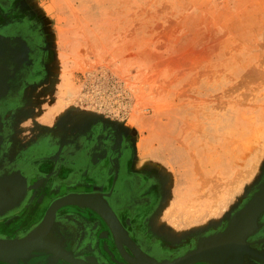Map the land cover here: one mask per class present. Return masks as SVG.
I'll return each instance as SVG.
<instances>
[{
  "label": "rangeland",
  "instance_id": "rangeland-1",
  "mask_svg": "<svg viewBox=\"0 0 264 264\" xmlns=\"http://www.w3.org/2000/svg\"><path fill=\"white\" fill-rule=\"evenodd\" d=\"M4 41L0 158L125 161L150 254L192 255L264 195V0H0ZM245 243L264 252V211Z\"/></svg>",
  "mask_w": 264,
  "mask_h": 264
},
{
  "label": "crops",
  "instance_id": "crops-1",
  "mask_svg": "<svg viewBox=\"0 0 264 264\" xmlns=\"http://www.w3.org/2000/svg\"><path fill=\"white\" fill-rule=\"evenodd\" d=\"M38 150L18 158L12 169L0 176V264H19L25 257L30 261L40 247L62 240L79 259L93 257L98 264H132L118 249L119 245L126 247L120 240L123 235H128L126 242L140 253L132 254L127 249L128 258L140 264H158V257L140 250L128 230L132 221H138L132 194L113 195L105 190V185H111L104 174L107 167L101 182L89 173L87 164L80 166L78 161L57 159L50 153L38 156ZM68 197L70 203L58 208V202ZM79 199L117 218L122 228L120 238H115L101 212L79 204ZM44 227L47 232H43Z\"/></svg>",
  "mask_w": 264,
  "mask_h": 264
},
{
  "label": "flooded vegetation",
  "instance_id": "flooded-vegetation-1",
  "mask_svg": "<svg viewBox=\"0 0 264 264\" xmlns=\"http://www.w3.org/2000/svg\"><path fill=\"white\" fill-rule=\"evenodd\" d=\"M16 48L19 49V47H16ZM10 68H11V65H10ZM13 151L14 150L12 149L11 152L13 153ZM39 153H41V152H39ZM44 154L41 153L38 156H41V155H44ZM46 154H48V153L46 152ZM54 156H55V158H57L56 155H54ZM18 158H22V157H19V154H17L15 157H11V158H4V157L0 158V176L3 175L5 171L11 170L12 169V165L15 163L16 160H18ZM68 159L75 160L74 158H70V157ZM101 163H102V165H101L100 168L97 167L95 169L94 166H90L91 170L89 171V173L100 178V177H103L102 176V171L105 170V167H107V169L104 171V174L108 178V182L111 185H109L108 187L105 185V190L107 192L111 191V193L113 195H117V194L118 195L119 194H124V195L132 194V196L134 198V202L133 203L131 202V203H132L133 207L135 206V210H137V212H138L139 211L138 210L139 208L137 206V202L139 200L138 199V194H139V191L142 189L143 185L140 182H135L136 181L135 179H138L137 176L135 177V176H132L130 174L128 175L127 174V172H129V171H127L128 170V165H127V167H125L126 166L125 161L117 160L116 157L115 158L114 157L110 158V157L107 156V157H105L104 160L99 162L98 165H100ZM0 180H1V178H0ZM153 198H154L153 196L150 197L151 200H153ZM141 204L144 205L146 203L143 202ZM259 216L260 215L258 214V217L256 218V221L254 220L256 222V224H257ZM255 222L253 223L254 225H253V228H252L251 232H253L255 227H256ZM131 223L132 224L128 227V230H129V232H133L132 235L135 237L133 239L136 242V244H137V246L139 247L140 250H148V251L151 252V250H152V248H154V246L160 245V243L157 240H155V239L151 240V239H147V238L143 237L142 232L141 233L139 232V231H142V228H140L138 226V222L137 221H135V222L132 221ZM46 230H47L46 227H44L43 228V232L44 231L47 232ZM63 241L64 240L58 241V242H52V244H48L46 247L45 246L40 247L41 249L39 248V250L36 253H34V255H36L35 258H31V260L28 261V260H26L28 258L25 257L23 260H19V264H51V258L54 256L53 252H52L53 249H57L58 247L65 248V245L62 243ZM244 244H246L245 241H244ZM66 250H69V249L66 248ZM251 250L254 251L253 249H251ZM256 252H260V251L256 250ZM260 253L264 254V252H260ZM167 256L168 255H162V257H158L157 258L158 264H165V263L166 264H182L184 262L185 258H187L186 256L183 255L182 256L183 258L175 263V259L173 257L171 258V256H168V257ZM243 256H244L243 264H253L252 262H250L248 260V258L245 255H243ZM233 257L234 256L226 258L225 259L226 262L224 261V264H230L232 262L230 260V258L232 259ZM76 260L82 261L85 264H98L96 259L93 258V257L89 258V259H86V260L77 258ZM200 260L203 261V260H206V259H200Z\"/></svg>",
  "mask_w": 264,
  "mask_h": 264
},
{
  "label": "bare ground",
  "instance_id": "bare-ground-1",
  "mask_svg": "<svg viewBox=\"0 0 264 264\" xmlns=\"http://www.w3.org/2000/svg\"><path fill=\"white\" fill-rule=\"evenodd\" d=\"M20 42V41H19ZM25 43V42H24ZM6 42H0V85L2 84V81H4V79H2L5 75L7 76V71L10 68V60L9 58L11 57H15V56H20L21 55V51L17 48L11 49V47L9 46L8 48H6ZM29 53V52H28ZM27 57V56H26ZM29 58V56H28ZM27 58V60H28ZM25 59V58H23ZM17 60V59H16ZM23 61V60H22ZM24 66V65H23ZM27 66V65H26ZM15 67V66H14ZM22 69V68H21ZM14 72V71H13ZM16 74V73H15ZM7 78V77H6ZM2 88V87H1ZM2 90V89H0ZM7 95V94H6ZM6 97V96H5ZM2 99H4L2 97ZM1 100V98H0ZM1 124V123H0ZM2 127V126H1ZM164 134V133H163ZM169 134V133H168ZM1 135V134H0ZM3 139V138H2ZM228 151H225V154L227 155ZM211 158V157H210ZM210 160V159H209ZM208 160V161H209ZM211 161V160H210ZM214 162V161H213ZM188 166V165H187ZM189 168V167H188ZM191 173L192 170L188 169L185 172V179L188 180L191 177ZM15 179V178H14ZM16 186V185H15ZM12 187V186H11ZM28 188V187H26ZM189 192V191H188ZM1 195V194H0ZM4 196V195H2ZM10 196V195H9ZM184 196V195H183ZM6 197V196H5ZM11 198V197H10ZM263 198V199H262ZM262 198H260L259 200L257 199L256 202H254V204L252 205V207L246 211L245 213H243L242 215H240V217L237 218V220H235V222L233 223V225L231 226V229L229 231H225L226 233H223V237L221 240H219V244L216 246V251H214L213 253L215 255H217V257H219V259H226L228 257L233 256V253L238 252V254L236 256H234L232 259L230 258V260L232 261L230 264H243V258L244 256L242 255L243 252H248L251 253L252 250L250 249L249 246L244 244L243 240V235L244 233L251 228V226L253 225V220L255 218V215L258 213L259 209H261V204H264V195L262 196ZM3 199V198H2ZM20 200V199H19ZM23 200V199H22ZM4 201V199H3ZM7 202V201H6ZM258 202V203H257ZM3 203V202H1ZM18 203V201H17ZM257 203V204H256ZM4 204V203H3ZM6 205V204H5ZM101 208V207H100ZM102 213L104 214V216L107 218V220L111 223V225L114 227V229L116 230V232L118 234L121 233V226L118 223V221L115 219V217L109 213L106 209H101ZM47 223V222H46ZM49 223V222H48ZM46 225V224H45ZM49 225V224H47ZM223 231V230H222ZM45 234V233H44ZM43 234V235H44ZM217 234V233H216ZM215 235V234H214ZM30 237V236H29ZM28 237V238H29ZM27 239V238H26ZM31 239V237H30ZM29 239V240H30ZM41 239V238H40ZM16 242V241H15ZM209 242V241H207ZM206 242V243H207ZM242 244H241V243ZM205 243V244H206ZM1 244V243H0ZM204 244V245H205ZM21 245V244H20ZM19 245V247H20ZM43 245V244H42ZM2 246V245H1ZM0 246V247H1ZM4 246V245H3ZM25 246V245H24ZM134 246V245H133ZM194 246V245H193ZM192 246V247H193ZM21 248V247H20ZM25 248V247H24ZM58 253L63 252L64 250L63 248L58 247ZM215 248H212V250H214ZM19 251V248L17 249ZM27 250V249H26ZM32 250V249H31ZM199 251H202L201 248L197 249L194 254L189 255L187 258H185L184 262L182 264H192V262L196 259H198L200 256H204L202 255V253H199ZM18 253V252H17ZM16 253V254H17ZM222 253V254H221ZM52 254V253H51ZM140 254V253H138ZM49 255V254H48ZM149 255V254H148ZM172 255V254H171ZM15 256V255H14ZM53 256V255H52ZM17 257V256H16ZM67 257H69V255L67 254ZM142 257V256H141ZM162 257V256H161ZM168 257V256H167ZM50 258V257H49ZM172 258V257H171ZM210 258V257H208ZM147 259V258H144ZM162 259V258H161ZM140 260V257H139ZM154 260V259H153ZM160 260V259H159ZM165 261V260H164ZM149 262V261H148ZM169 262V261H168ZM226 262V261H225ZM142 263V261H141ZM143 264V263H142ZM152 264V263H151ZM166 264V263H165Z\"/></svg>",
  "mask_w": 264,
  "mask_h": 264
},
{
  "label": "water",
  "instance_id": "water-1",
  "mask_svg": "<svg viewBox=\"0 0 264 264\" xmlns=\"http://www.w3.org/2000/svg\"><path fill=\"white\" fill-rule=\"evenodd\" d=\"M260 198H262V197H260ZM260 198H258V200L260 199ZM263 199V198H262ZM261 200V199H260ZM259 200V201H260ZM70 197H68V198H63V199H61L59 202H58V208H61V207H63V206H65L66 204H68V203H70ZM257 201V200H256ZM77 202L79 203V204H81V205H87V206H89L88 208H91V209H95V210H97L98 212H101V214H102V216L104 217V219L106 220V222H107V224H108V226L110 227V229L112 230V232H113V234H114V236H115V238H117V237H119V235H118V233L116 232V230L114 229V227L111 225V223L107 220V218L104 216V214L102 213V211H100L101 209H100V207H98V206H96V205H94V203H87V202H83L82 201V199H79V200H77ZM258 203V202H257ZM256 203V204H257ZM254 204V203H253ZM252 204V205H253ZM252 205L246 210V211H248L251 207H252ZM261 206V209H259V211H258V213L255 215V221H256V218L258 217V214L260 215L263 211H264V204H261L260 205ZM245 211V212H246ZM244 212V213H245ZM242 215V214H241ZM240 217V216H239ZM117 221H118V219L117 218H115ZM237 220V219H236ZM253 220V223L255 222ZM235 222V221H234ZM233 222V223H234ZM233 223L229 226V228L226 230V232L227 231H229L230 229H231V226L233 225ZM67 224H70V223H67ZM72 224V223H71ZM255 224H256V222H255ZM254 225V224H253ZM253 225L251 226V228H249L245 233H244V235H243V240L242 241H245V239H246V237H247V235L250 233V231L252 230V228H253ZM74 226H76L75 224H74ZM77 227V226H76ZM226 232H224V233H226ZM222 237H223V234L222 235H220L218 238H216L215 240H213V241H209V242H207L203 247H202V251H199V253H202V255H204V256H200L198 259H196V260H200V259H206V260H209L210 262H212V263H214V264H224V261H225V258L224 259H219V257H217V255H215L213 252L214 251H216V246L219 244V240H221L222 239ZM120 238V237H119ZM124 238V239H123ZM123 238L122 239H120V240H122L121 242H125V246L126 247H124L123 245H119L118 246V249H119V251L121 252V254L126 258V259H129V261H130V263H132V264H140V263H137V262H135L134 260H132L131 258H130V256H129V258L127 257L129 254H128V250H130L131 251V253L132 254H138L137 252H136V249L131 245V243L129 244L128 242H126V240L128 239V235L127 236H124L123 235ZM126 239V240H125ZM241 243V242H240ZM242 244V243H241ZM46 247V246H45ZM61 248V247H60ZM212 248H215L214 250H212ZM30 249V248H29ZM128 249V250H127ZM63 250H64V253L63 252H61V253H58V249H53V257L51 258V264H60V263H62V262H64V263H68V264H85L84 262H82V261H78V260H76L77 258L74 256V254L72 253V251L71 250H66V247L65 248H63ZM248 254V252H243V254L242 255H245V254ZM67 254L69 255V257H67ZM194 254V253H193ZM222 254V253H221ZM238 254V252H235V253H233V256H236ZM249 254H252L253 256H255V257H257V258H260L261 260H263L264 261V254H262V253H260V252H256V251H252L251 253H249ZM208 257H210V258H208ZM196 260H194L193 262H192V264H194V262H196Z\"/></svg>",
  "mask_w": 264,
  "mask_h": 264
}]
</instances>
